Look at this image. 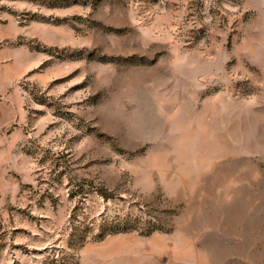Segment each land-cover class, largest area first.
Here are the masks:
<instances>
[{
  "label": "rangeland",
  "instance_id": "374dc122",
  "mask_svg": "<svg viewBox=\"0 0 264 264\" xmlns=\"http://www.w3.org/2000/svg\"><path fill=\"white\" fill-rule=\"evenodd\" d=\"M0 264H264V0H0Z\"/></svg>",
  "mask_w": 264,
  "mask_h": 264
}]
</instances>
